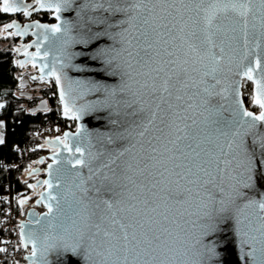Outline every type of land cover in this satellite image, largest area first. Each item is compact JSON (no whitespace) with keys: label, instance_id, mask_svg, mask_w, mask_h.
<instances>
[{"label":"snow or ice","instance_id":"1","mask_svg":"<svg viewBox=\"0 0 264 264\" xmlns=\"http://www.w3.org/2000/svg\"><path fill=\"white\" fill-rule=\"evenodd\" d=\"M36 2L41 7L54 8L59 13L62 5L70 4L72 0H56L55 4L48 5L41 3V0ZM105 3L107 8L104 6ZM177 5L191 9L198 17L201 12L204 14L202 29L197 31L193 28L187 38L179 37L182 41L180 47L183 48L186 44L189 52L195 54L201 62L208 59L218 66L223 61L224 39L217 44L214 38L217 34L222 33L230 40L237 39L235 35L227 37V33L223 32L226 20H232L233 33L236 32V26H239L243 44L247 47L251 14L254 21L251 35L256 38L255 21L258 19L259 38L264 39V0H104L103 3L94 0V10L103 8L113 15L122 13L127 17L109 27L119 28L123 24L132 27V22L138 19L142 25L147 26L135 37L140 51L135 55L129 52L128 55L133 58L138 68L148 69V71L141 70L137 74L149 79L143 83L136 81L143 91L132 92V98L124 101L128 110L125 113L128 123L117 135L121 140L137 137L143 140L149 131H152L153 135L144 141L148 145L145 150L146 156H140L135 165L127 161L117 163L126 152L130 151L129 148L122 147L119 151L112 152L102 167L95 170L90 167L87 180L93 181L91 188L84 186L86 181L83 179L75 184L85 196L92 192L93 195L87 200L84 197L77 199L75 191L71 188L67 190L73 197L70 205L73 207V215L67 218L72 221V230L78 234V238L77 243L64 244V248L83 259L86 264H202L201 258L205 254L215 255V249L204 244L203 237L215 233L219 217L226 212L227 204L234 202L231 195L225 198L223 187L217 183L218 177L223 181V176L220 174L225 170L220 165H230L231 160L228 157L230 155L235 157L238 154L237 150L243 148L244 137L240 132L241 128L245 125L255 128L256 122H264V69L261 70V80L255 81L260 97L256 99V103L262 109L259 115L254 116L252 112L235 108L226 117L224 112L229 109L222 103H213V97L226 99L228 90L216 91L214 84H208L203 79L211 75L219 84L220 81L214 75L217 68L213 67L210 71H203L201 74L200 69L191 67L190 70V67L186 66L189 65V59L181 60L167 47H157L162 40L164 44L169 43L164 39L166 34L172 40L177 39L172 33L180 21L173 17V21L176 22L170 23L166 17L160 16L157 23L156 10L159 8L164 11L170 8L180 12L181 8ZM21 11L24 16L30 15L23 0H3V7L0 8V12L4 13ZM168 15H171V12ZM59 18L58 15L57 19ZM182 19L183 17L180 18ZM35 26L43 28L45 32H61L58 25L52 28L45 25ZM7 27L17 29L15 35H23L27 31V28L21 30L20 25L15 22L8 24ZM179 31L183 33L184 26H181ZM126 32L128 28L123 29L121 35ZM152 33L160 39H154ZM97 35L99 38L104 33ZM47 39L48 37L45 36L44 40ZM128 43L131 44V41ZM217 47L220 50L219 57L213 51ZM141 51L145 55H140ZM38 53L39 47H37ZM164 55L174 58L163 59ZM185 56L187 57L188 53H185ZM157 57H160L159 61ZM108 63H112V60L109 59ZM127 63L129 69H133L132 61ZM255 64L257 69L261 68L259 58L256 59ZM153 65L157 66L153 67ZM33 66L35 67V64ZM254 70L248 66L244 75L252 80ZM194 72L200 74L199 79L193 75ZM125 74L130 80L135 79L132 71ZM50 75L55 77L57 84H60L61 78L55 67ZM126 86L131 88V85ZM64 97L62 88V101ZM64 111L68 115L67 104ZM197 114L201 117L200 120L195 118ZM221 138H224L223 141ZM68 139L66 133L60 143L71 154L73 149ZM111 139L109 137L110 141ZM2 142L0 140V143ZM132 146L135 147L134 144ZM141 147L143 148V144ZM260 147L264 148V137L261 139ZM75 152L79 153L80 157L84 155L80 147H76ZM245 155L244 166L248 174L242 173L240 177L233 179L237 184L248 188L253 179L252 159L247 154V149ZM67 162L73 168L85 164L82 158H76L74 161L70 158ZM141 162H143L142 167ZM261 166L264 168V160L261 161ZM49 167L51 168V165ZM105 168L109 169V172H105ZM65 174H71L70 170H65ZM73 175L80 178L79 173ZM45 183L49 188L52 187L48 181ZM214 189H219V196ZM233 190L237 196L241 195L235 186ZM58 195L59 199L68 200V195ZM49 199L57 201L59 212L58 196L49 195ZM47 207L51 213L52 205L49 204ZM244 207L258 209L253 217L249 218L248 227L250 231L259 234L258 237L252 236L250 239L258 241L260 248L254 246L247 256L251 258L253 264H264V200H251ZM185 216L197 217L196 220L185 221V223L197 224L200 229V238L196 240L200 248L195 252L192 251L195 245H191L187 239V229L180 223ZM171 225H176L179 231ZM49 226H52L51 222ZM61 227L64 234L72 235V230L68 227L63 225ZM51 238L63 241L64 235H54ZM47 239L41 253L42 259L50 247H55L47 244ZM80 241L86 243L82 244ZM31 243L32 257H35L36 241L32 240ZM94 256L99 259H94ZM193 256L197 258L194 260ZM31 264H36V261L31 260Z\"/></svg>","mask_w":264,"mask_h":264},{"label":"water","instance_id":"2","mask_svg":"<svg viewBox=\"0 0 264 264\" xmlns=\"http://www.w3.org/2000/svg\"><path fill=\"white\" fill-rule=\"evenodd\" d=\"M93 2L94 0H72L70 4L62 5L61 11L57 13L54 8L41 7L36 0H23L24 5L28 7L30 13H51V18L55 21L54 24L49 25L37 20L24 24H20L16 20L8 23H18L21 30L27 28V31L23 35H15L14 33L17 29L9 28L14 36H19L21 40L30 38L26 44L13 49V54L17 56H20L26 49H31V51L27 52V55L24 53L22 57L17 59L16 63L18 67L27 63L35 64L39 78L43 77L42 79L53 80L61 105L62 119H73L75 121L74 130H70L69 126L66 125L60 137L48 139L42 144L45 149L51 152L40 157L37 160V167L30 169L25 175L26 177L32 176L41 171L44 173V178L39 179L34 186L37 187L43 184L45 188L38 193L34 199V204H30V206H43L45 212L38 214L35 209H29L26 213V221L19 223L21 226V229H19L21 245L27 251L23 264H31V260L33 259L36 261V264H86L83 259L77 255H73L70 250H65L64 248V244L77 243L78 238V234L72 230V221L67 218L73 215V207H70L73 197L68 194L67 190L71 188L72 191L76 192L77 199L84 197L87 200L88 197L93 195L92 192H89L85 196L83 192L75 187V184L79 183L80 179H83L86 181L84 186L91 188L93 181L87 180L90 175V167L93 170L102 167L108 161L109 155L112 152L119 151L122 147L129 148L130 151L126 152L117 163L127 161L135 165L140 156H146L145 150L148 145L144 141L153 135V132L149 131L143 140L139 137L131 140H121L117 135L128 123V120L125 118V113L128 110L125 107L124 101L132 98V92L139 93L143 91L140 89V84L136 83V81L143 83L146 79H149L137 74L141 70L148 71V69L138 68L133 58L128 55L129 52L135 55L136 52L140 51L135 37L139 34L140 30L147 28V26L142 25L138 19L132 22V27L128 24H123L119 28L109 27V25L118 23L127 17L122 13L113 15L111 12L104 11L103 8L94 10ZM100 2L103 3L104 0H100ZM41 3L44 5H48L49 3L55 4L56 0H41ZM104 6L107 8L106 3ZM2 7L3 0H0V8ZM177 7L181 8L180 12H176L170 8L161 11L157 8V23L160 16L166 17L170 23L176 22L173 21V17H176L180 21L172 33L177 39L172 40L166 34L164 39L168 40L169 43L164 44L162 40L161 44L157 47H167L170 51H174L181 60L189 59V65L186 66L190 67V70L191 67L200 69L201 74L203 71H210L213 67L217 68L214 75L220 81L219 84L216 83V80L211 75L203 77V79L208 84H214L216 91L228 90L226 99L219 96L213 97V103H222L225 105V108L229 109V111L224 112V116L228 117L230 111L235 108L252 112L254 116L259 115L262 109L256 103V99L260 97L255 81L261 80V70L264 69V39L259 38L258 19L255 21L257 29L256 38L254 39L251 35L252 23L254 21L251 14L249 15L250 35L247 47L243 44L239 26H236V32L233 33L232 20L229 19L224 22L223 32L227 33V37L235 35L237 39H227L222 33L214 37L217 44L220 43L221 39H224L223 46L225 48L224 59L217 66L208 59L201 62L195 54L189 52L186 44L183 48L180 47L182 41L179 37L183 36L187 38L193 28H196L197 31L203 28L204 14L201 12L198 17L191 9H185L181 5H177ZM169 12H171V15H168ZM18 13L20 12L7 14L13 15ZM58 15L59 19H57ZM28 16H25V18ZM181 17H183L182 20H180ZM7 25L5 26L6 28H8ZM35 25H45L48 28L58 25L61 28V32H45L43 28H38ZM181 26H184L183 33L179 31ZM125 28H128V32L121 35ZM161 31L166 30L161 29ZM98 33H104V35L98 38ZM151 35L154 39H160L155 36V33ZM45 36L48 37L47 40H44ZM128 41H131V44ZM37 47H39L38 54ZM213 51L217 57L220 56L218 47L214 48ZM45 53H47V56H45ZM185 53H188L187 57ZM140 55L145 54L141 51ZM172 58L174 57L163 56V59ZM257 58L261 61L260 69L256 68L255 61ZM109 59L112 60V63H108ZM156 59L159 61L160 57ZM128 61H132L133 69H129ZM45 65L47 67H44ZM205 65L207 66L206 68L204 67ZM155 66L157 65H153V67ZM248 66L255 69L252 80H249L244 75ZM53 67H55L57 74L60 75V84H57L55 77L50 75ZM129 71H132L135 79L130 80L125 74ZM193 75L197 76V79L200 78V74L198 73L194 72ZM244 81L251 83L252 103L259 108L258 113L247 110L243 104L241 87ZM19 84L20 86H26L28 80L22 79ZM126 85H131V88ZM62 88L65 93L63 101L61 100ZM18 96H30V93L23 91L19 92ZM237 101L239 102L238 104ZM65 104L69 108L68 115L64 111ZM47 109V101L40 99L34 107L29 109V112L46 111ZM195 118L197 120L201 119L198 114L195 115ZM246 119L250 120V118ZM188 122L191 123V121ZM256 125L255 128H249L245 125L244 128L240 129L244 137L243 148L237 150L238 154L235 157L231 155L228 157L231 160L230 165H220L225 170L220 174L223 176V181H220L218 177L217 183L223 187L225 198L231 195L234 202H229L226 212L219 217L218 222H216L215 233L203 237L204 244L215 249V255L205 254L201 258L202 264H253L247 253L254 246L257 249L260 248L258 241L250 239L252 236L258 237L259 234L250 231L248 227L249 218L253 217V214L258 209L244 207L251 200H264V168L261 166V161L264 160V148L260 147L261 139L264 137V122H256ZM66 133L69 136L68 143L73 149L71 154L60 143V141L64 140ZM109 137L112 138L111 141ZM223 139L221 138L222 141ZM254 141L255 143H253ZM133 144L135 147L132 146ZM141 144H143V148ZM76 147L82 149L84 152L83 157H80L79 153L75 152ZM245 149H247V154L252 159L251 175L253 179L248 188L242 187L233 179V177H240L242 173L248 174L244 166L246 162ZM45 157L49 159L46 164H44ZM70 158L73 161L76 158H82L85 164L73 168L67 162ZM43 164L45 166L43 169H40L39 166ZM50 165L51 168L49 167ZM142 166L143 162H141ZM65 170H70L71 174L66 175ZM104 171L109 172V169L105 168ZM75 173L80 174L79 179L73 175ZM45 181L51 183L52 187L49 188ZM233 186L241 193L240 196L236 195ZM214 191L217 196L220 195L219 189H214ZM58 194L68 195V200L59 199ZM49 195L58 196L60 204L59 212L57 210V201L50 200ZM49 204L52 205L51 213H49L47 207ZM54 217L56 219H53ZM196 219V216H185L180 221L183 227L187 229L189 243L195 245V248L192 249L193 252L200 248V245L196 244V240L200 238V229L197 224L185 223V221ZM49 222H51L52 226H49ZM61 225L72 230V235L64 234ZM171 227L176 229V225H171ZM176 230L179 231V229ZM61 234L64 235L63 241L51 238L54 235L59 236ZM46 238H48L47 244L55 245V247H50L42 259L41 253ZM32 240L36 241L37 254L35 257H32ZM80 243L84 244L86 242L80 241ZM257 256H259V252H257ZM192 258L195 260L197 257L193 256ZM94 259L98 260L99 258L94 256Z\"/></svg>","mask_w":264,"mask_h":264},{"label":"trees","instance_id":"3","mask_svg":"<svg viewBox=\"0 0 264 264\" xmlns=\"http://www.w3.org/2000/svg\"><path fill=\"white\" fill-rule=\"evenodd\" d=\"M14 19L13 15L0 12V33L5 26ZM51 20L49 14L44 13L41 21ZM53 20V19H52ZM0 41L7 42L5 47H0V122H2V137L0 143V196L17 193L19 197L31 194V184L26 180V173L37 165V160L49 151L45 148H37L29 151L28 155L20 162L15 147H22L28 142V131L39 123L49 121L59 133L66 128V120L61 117V105L59 103L54 81L42 86L41 96H18L20 90L19 72L14 54V36L3 37ZM46 98L48 109L46 111L29 112L40 98ZM241 97L247 110L254 113L259 108L252 103L251 83L244 81L241 87ZM75 122H69L68 128H74ZM5 164L6 166H3ZM32 195V194H31ZM37 196H33L35 199ZM18 199H12L17 203ZM2 205L0 202V209ZM0 264H8L7 259L1 258Z\"/></svg>","mask_w":264,"mask_h":264},{"label":"built area","instance_id":"4","mask_svg":"<svg viewBox=\"0 0 264 264\" xmlns=\"http://www.w3.org/2000/svg\"><path fill=\"white\" fill-rule=\"evenodd\" d=\"M28 142L22 147H15L14 151L18 153L20 162L26 157L29 151L37 148H44L42 144L55 137H60L61 134L57 128L49 121L37 124L28 131ZM60 134V136H58ZM43 157V154L40 155ZM6 166L5 164H2ZM12 199H18L17 203H12ZM0 259L5 258L8 264H23L26 250L21 245V237L19 223L26 221V213L29 209H35L38 214L45 212L43 206L31 205L34 204L33 195L29 194L19 197L17 193L6 194L0 196Z\"/></svg>","mask_w":264,"mask_h":264},{"label":"flooded vegetation","instance_id":"5","mask_svg":"<svg viewBox=\"0 0 264 264\" xmlns=\"http://www.w3.org/2000/svg\"><path fill=\"white\" fill-rule=\"evenodd\" d=\"M44 13L45 12H31L30 15L27 18H25V16L23 15V12H20L18 14H13V16H14L13 20L18 21L20 24H24L26 22L33 21V20H37V21H39L41 23H46V24H49V25L54 24L55 21L52 20V18H51V20L41 21V19H43V17H44ZM45 14H49L51 16V13H45ZM10 31H11V29H10ZM12 36H14V35L12 34ZM29 40H30V38H25L24 40H21L19 36H14V41H13L14 45H13V47L15 48L17 46L26 44ZM29 51H31V49H26L20 56H17V55L14 54L15 60L17 61V59L19 57H22L25 52H29ZM19 68H20V71L22 73L25 72V77L28 80V84L26 86H23V87L28 90L30 95L34 94V92L39 91L40 89H42L43 88L42 86H45L46 82L50 83L51 81H53L51 79L39 78L38 77L37 68L34 67L33 64H31V63H27V64H25V65H23V66H21ZM32 87H34V88H32ZM72 121H74V120L73 119L72 120H66V125L69 126V122H72ZM74 128H69V129L70 130H74ZM64 129H63V131H64ZM58 136H60V134H58ZM49 152H51V151H49ZM44 160H45L44 164H46L49 161V159H47L46 157L44 158ZM44 164L39 166L40 169H43V167L45 166ZM34 167H37V165H34L32 168H34ZM43 178H44V173L42 171L39 172L38 174L26 177V180L29 181L30 184H31V192H32L31 194L33 196H37L38 193L41 192L45 188L43 184H40L37 187L34 186V184L39 179H43Z\"/></svg>","mask_w":264,"mask_h":264},{"label":"rangeland","instance_id":"6","mask_svg":"<svg viewBox=\"0 0 264 264\" xmlns=\"http://www.w3.org/2000/svg\"><path fill=\"white\" fill-rule=\"evenodd\" d=\"M3 37H7V36H12V32L10 31V29L9 28H3V30L1 31V33H0ZM7 45V42H5V41H0V47H5ZM14 48V47H13ZM19 82L22 80V79H26V77H25V72H19ZM47 84H49L48 82H46V85ZM43 88H45V87H43ZM23 91H28L26 88H24L23 86H21L20 87V90L18 91V93L19 92H23ZM34 95L35 96H38V97H40L41 96V93H40V91H36V92H34ZM40 99H45L46 100V98H40ZM47 101V100H46ZM1 137H2V122H0V140H1ZM30 183V182H29Z\"/></svg>","mask_w":264,"mask_h":264}]
</instances>
